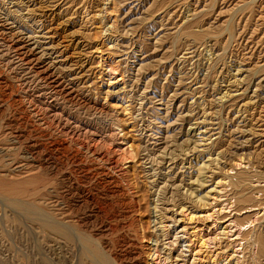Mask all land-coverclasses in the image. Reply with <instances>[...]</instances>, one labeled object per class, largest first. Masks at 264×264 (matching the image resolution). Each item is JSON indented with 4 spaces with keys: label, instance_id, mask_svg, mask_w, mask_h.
I'll use <instances>...</instances> for the list:
<instances>
[{
    "label": "rangeland",
    "instance_id": "1",
    "mask_svg": "<svg viewBox=\"0 0 264 264\" xmlns=\"http://www.w3.org/2000/svg\"><path fill=\"white\" fill-rule=\"evenodd\" d=\"M11 1L0 0V264H59V254L61 264H91L88 250L105 239L120 245L118 235L134 244L139 264H264L256 240L259 232L264 239V0ZM10 9L17 10L13 18ZM28 12L27 25L49 53L44 63L63 64L74 82L64 86L79 93L65 107L79 119V137L112 148L120 165L113 171L95 168L90 176L70 161L57 170L63 152L51 147L53 136L44 139L25 123L22 144L16 137L17 112L28 116L27 106L2 42ZM111 131L115 141L102 146ZM29 139L42 142L41 165L32 170L18 165ZM66 146L67 154L75 149ZM241 170L254 175L237 181ZM15 183L26 192L19 187L12 195ZM112 188L121 190L117 198ZM56 199L76 235L71 242L59 237L61 248L53 237ZM104 202L112 208L106 206L108 220ZM120 210L125 228L102 232Z\"/></svg>",
    "mask_w": 264,
    "mask_h": 264
},
{
    "label": "bare ground",
    "instance_id": "2",
    "mask_svg": "<svg viewBox=\"0 0 264 264\" xmlns=\"http://www.w3.org/2000/svg\"><path fill=\"white\" fill-rule=\"evenodd\" d=\"M13 1V0H12ZM11 1V2H12ZM15 1H18L19 3H23L24 0H15ZM33 1V0H32ZM54 1H58V0H54ZM64 1V0H62ZM71 1V0H70ZM69 1V3H70ZM17 2V3H18ZM30 2V1H28ZM53 2V0H52ZM73 1H71L72 3ZM66 3V2H65ZM86 3V2H85ZM111 4H115L114 0H111L110 1ZM68 4V3H67ZM18 5V4H17ZM70 4H68L69 6ZM84 5V4H83ZM50 6V5H49ZM114 7V6H113ZM24 8L27 9V6H25ZM101 9V8H100ZM106 9V8H105ZM17 10H13L11 11L10 9V14L13 17H15L16 15L15 12ZM28 11H30V9H28ZM109 12V11H108ZM17 13V12H16ZM34 13V12H33ZM30 12L27 13V16L26 15H22V16H19L17 20H13L16 24V28L17 31H13V33L11 34L10 38L9 39H4L3 42H2V45H5L6 47V51L7 53L9 52L11 56L10 57V62L12 63V65L14 66L13 68V79L14 81L16 82V86H17V89L16 91H18L17 93L19 94L18 98H22L24 100V103H26V106H27V114L28 116L30 117V119L28 118V116L24 113V112H17V123H18V131L16 133V137H18L20 143L22 144V138H24V132H23V126L25 123H29L28 126H30L33 130H39V133L36 134V135H42L41 137H44L46 135V138L44 137V139H47V136L49 137H52L53 139L51 140V147L55 148L56 151L58 152H63V155H62V158H59L58 156V160H54L55 163H53V167H55L57 170L61 168V166H63L64 164V161H70L71 162V166H76V167H79V168H84L87 170V172H89V175H93L95 176L96 174L98 175V171L97 169L95 170V168H103V170H106L109 171V170H112L117 168L118 166V160L115 159V157L111 156V153H112V148H108V149H103V150H99L97 149V146L96 144L95 145H91V144H88L85 140L81 139L79 137V134L77 133L78 131H76L80 125L79 124V119L76 120V117H74V115L72 114V112H67L65 107H66V103H77V98L76 99H73L74 96L78 97L79 93L76 92L75 90V87H73V85L71 84L70 86V90L69 89H66V85L64 86V83L67 84H70V83H73V80H69L68 77L69 75L65 73V67H63V64H58V63H55L52 61V58L49 60L50 62H48L47 64L44 63V57L46 56V54H49L48 52H46V49L43 48V44L39 43L38 39L35 38V33H36V28L34 27H30L27 25L28 22H26V20L28 19L29 22H31L30 17L29 16ZM31 15V14H30ZM26 16V17H25ZM33 18V17H32ZM34 20V19H33ZM114 21V19H112ZM34 23V22H33ZM30 24V23H29ZM113 24V22H112ZM194 24V23H193ZM36 27H38V25H36ZM113 27H116V24L112 26ZM188 27V26H187ZM191 27V26H190ZM114 29V28H113ZM116 29V28H115ZM109 30V29H108ZM187 32V31H186ZM192 32V33H191ZM189 31L188 33L189 34H192L196 39L197 38H204V36L206 34H204L203 32H199V33H193V31ZM184 33V32H183ZM203 33V34H202ZM210 33V32H209ZM181 36V35H180ZM117 38V37H116ZM112 39L113 41L111 42H116L114 44L115 45H119L117 43V39ZM1 39V38H0ZM33 46L31 47L30 45L27 44V42L29 40H33ZM108 39V38H107ZM111 39V38H110ZM108 39V40H110ZM37 48H42L40 50H37ZM55 55V54H54ZM10 63V64H11ZM52 64V65H51ZM146 64V63H145ZM11 65V66H12ZM52 66L54 67V71L52 72L51 71V68ZM71 67V66H70ZM51 71V72H50ZM10 72V71H9ZM77 87V86H76ZM66 90H69L68 92ZM74 90H75V93H74ZM20 99H17V100H20ZM21 101V100H20ZM19 102V101H18ZM22 102V101H21ZM61 104L62 106H59L58 104ZM80 105V104H79ZM83 106V105H82ZM85 107V106H84ZM76 108V107H75ZM23 109V108H22ZM71 109V108H69ZM83 109V108H82ZM26 110V109H25ZM72 111V110H71ZM156 113V112H155ZM64 117V120H65V123L64 125H61V127H59V125L57 124H63V123H60V121L63 120ZM57 122V123H56ZM152 122V121H151ZM78 123V124H77ZM35 124H38V126L36 127ZM74 127H73V125ZM89 124V123H88ZM55 125V127H54ZM26 126V125H25ZM58 126V130L56 131V133L54 132L55 128ZM27 127V126H26ZM82 127V126H81ZM25 128V127H24ZM29 129V128H28ZM90 129V128H89ZM25 130V129H24ZM31 130V129H30ZM68 130L70 132H68ZM85 130V129H84ZM32 131V130H31ZM30 131V132H31ZM33 132V131H32ZM87 132V131H86ZM5 133V132H4ZM71 135L69 136V140L67 139H64L63 135ZM94 130L93 131H88V135L91 136V134H93V136L96 134H94ZM27 134V133H26ZM78 134V135H76ZM109 135L108 136H104L102 137V139L99 141L100 143H102V146L106 143H113L116 139V134L115 132L111 131L110 133H108ZM39 135V136H40ZM90 136H89V139H90ZM92 136V137H93ZM100 136V135H99ZM68 137V136H67ZM82 137V136H81ZM84 137V136H83ZM91 137V138H92ZM36 138V137H35ZM99 138V137H98ZM39 139V138H38ZM95 139V137H94ZM49 140V139H48ZM47 140V141H48ZM65 140H67L65 142ZM93 140V138L91 139ZM96 140V139H95ZM26 142V141H25ZM41 142V141H40ZM39 142V143H40ZM44 142V141H43ZM37 140L35 139H29V141L27 143H25L23 146H20L19 147V155H20V162L18 165L22 166L23 168L25 169H28V170H32V169H35L37 168V164H39V162L36 160V157L38 156L39 157V150H38V145H40ZM42 143V142H41ZM66 144L69 146H74L75 149L72 150V153L69 152V154L66 153V150L68 151V149H66ZM41 146V145H40ZM44 146V145H42ZM101 146V144H100ZM116 146V145H115ZM130 146H132L130 144ZM50 148V146H49ZM73 148V147H72ZM130 148V147H129ZM46 150V149H45ZM50 151V149L48 150ZM85 160H88L89 159V163H92V162H96L98 163L97 165L100 166V167H97V166H93L92 164H89L88 161L86 162H83L84 159ZM38 162V163H36ZM69 162V163H70ZM68 163V164H69ZM88 163V164H86ZM264 163V162H263ZM41 165V164H39ZM91 165V166H89ZM37 166V167H36ZM120 166V165H119ZM118 166V167H119ZM51 167V168H53ZM75 167V168H76ZM74 168V167H72ZM63 169V168H62ZM50 170V169H49ZM52 171H54V169H52ZM56 171V170H55ZM54 171V172H55ZM85 171V170H84ZM102 171V170H101ZM100 171V172H101ZM35 172V171H34ZM51 172V171H50ZM23 173V172H22ZM21 173V174H22ZM53 173V172H52ZM111 173V172H110ZM25 174V173H24ZM55 174V173H54ZM102 174V173H101ZM248 172L246 171H242L241 172L239 171V173L237 172V174L235 175V177L238 179L237 181H239V178L244 176V175H247L248 176ZM62 175H64L62 173ZM67 175V174H65ZM111 175V174H110ZM250 175V174H249ZM254 175V174H253ZM252 174L250 176H253ZM257 175V173L255 174ZM2 176V175H1ZM26 176V175H25ZM128 176V175H127ZM246 176V177H247ZM27 177V176H26ZM64 177V176H63ZM67 177V176H66ZM12 178V177H11ZM28 178V177H27ZM37 178V177H35ZM70 178V177H69ZM123 178V177H122ZM128 179V177H126ZM235 178V180H236ZM244 178V177H243ZM29 179V178H28ZM234 179V178H233ZM242 179V178H241ZM240 179V180H241ZM1 180V179H0ZM27 180V179H25ZM31 180V179H30ZM35 180V179H33ZM97 182L99 184H103V180L102 178H97ZM110 180V179H109ZM125 180V179H124ZM40 181V180H38ZM56 180H54V183L53 184H56L55 183ZM128 181V180H127ZM11 182V181H10ZM27 182V181H25ZM110 182V181H109ZM18 183V182H17ZM20 183V182H19ZM18 183V184H19ZM22 183V182H21ZM35 183V182H34ZM115 183V182H114ZM118 183V182H117ZM131 183V182H130ZM8 184V183H7ZM10 184V183H9ZM38 184V183H37ZM116 184V183H115ZM234 184V182H233ZM16 185V183L14 184ZM11 186L8 188H6L5 190H9V191H13L14 194L12 195H15V192L18 193V191H21L23 192L22 189L27 190L25 188H23L22 186H19V185H22V184H19L18 186ZM29 185V184H27ZM104 185V184H103ZM232 185V184H231ZM5 187H8L6 186L5 184L3 185ZM25 186V185H24ZM42 186V185H41ZM51 186H53L51 184ZM56 186H58L56 184ZM239 186V185H238ZM22 187V189L20 190V188ZM31 187H35V186H31ZM3 188V187H2ZM43 188V187H42ZM51 188V187H50ZM58 188V187H57ZM231 189V188H230ZM5 190H4V193H5ZM36 190V189H35ZM44 190V189H43ZM52 190H53V187H52ZM52 190L50 189V191L52 192ZM261 190V189H260ZM259 190V191H260ZM263 190H264V186H263ZM1 191V190H0ZM7 191V192H9ZM49 191V190H48ZM121 190H119V188L115 189V188H112L111 191H110V195H111V198L112 197H116V196H119V192ZM165 191V190H164ZM11 192V193H13ZM26 192V191H25ZM24 192V193H25ZM28 192V191H27ZM10 193V192H9ZM16 193V195H17ZM20 193V192H19ZM23 193V194H24ZM54 193L56 194L57 192H55L54 190ZM52 193V194H54ZM227 193V192H226ZM261 193L262 190H261ZM8 194V193H7ZM21 194V193H20ZM29 194V193H28ZM39 194V193H38ZM37 194V195H38ZM42 194V193H41ZM54 194V195H55ZM59 194V193H57ZM61 194V193H60ZM59 194V195H60ZM241 195H243L242 193H240ZM10 194H8L9 196ZM43 195V194H42ZM58 195V196H59ZM89 195V194H88ZM29 196V195H28ZM261 196V195H260ZM106 197V196H105ZM238 197V196H237ZM243 197V196H242ZM248 197V196H247ZM53 198V196H52ZM64 198V197H62ZM117 198V197H116ZM235 198V197H234ZM241 198V197H240ZM54 199V198H53ZM60 199V198H59ZM92 199V198H91ZM115 199V198H114ZM113 199V201H114ZM171 199V198H169ZM168 199V200H169ZM247 198H245L246 200ZM20 200V199H19ZM61 200V199H60ZM59 200V201H60ZM108 200V199H106ZM172 200V199H171ZM174 200V199H173ZM235 200V199H234ZM233 200V201H234ZM239 200V199H238ZM237 199L235 200L236 202L238 201ZM243 200V199H242ZM104 201V200H103ZM118 201H121V199ZM163 201V200H162ZM17 202V201H16ZM107 202V201H105ZM104 202V204H105ZM123 202V201H121ZM165 202V201H164ZM163 202V203H164ZM67 203V202H66ZM103 203V202H102ZM114 203V202H113ZM121 204V203H120ZM174 204V203H173ZM256 204V203H255ZM58 202H57V199L55 201V205H54V209L55 212V219L53 220V225L55 227V229H53V234L55 237L54 239L56 240V245L58 244L57 247L61 248V241L58 239L59 237L60 238H63V239H68L70 242L71 241H74L75 237H73V231H74V228L69 224V221L68 219L70 218V215L67 213V210H63L61 209V207L58 206ZM102 205V204H101ZM112 205V204H111ZM122 205V204H121ZM165 205V204H164ZM66 206V205H65ZM110 207L109 204H105V207ZM113 206V205H112ZM124 206V204H123ZM104 207V205H103ZM107 207L104 208V209H101V211L104 210V215L106 214V217L104 218L105 220H108L106 219L107 217L109 218V214L108 213V210H107ZM71 208V207H70ZM69 208V209H70ZM99 208V207H97ZM111 208V207H110ZM117 208V207H116ZM129 208V207H128ZM242 208V207H241ZM68 209V210H69ZM115 209V208H114ZM99 210V209H98ZM97 210V212H98ZM112 210V208H111ZM124 210V209H123ZM54 211V210H53ZM73 211V210H72ZM122 211V210H120ZM120 211H114L112 214H111V217H114V221H116L115 225L113 224L114 227L111 226L113 220H111L112 222H110L111 224H109L110 226H107V225H103V229L101 230L102 232L104 233H110L111 230L115 231V230H118L120 231V228L124 229L125 228V225L124 223L122 222L123 219L125 218L126 215H124V212H120ZM70 212V210L68 211ZM73 213V212H72ZM102 214V213H101ZM126 214V213H125ZM72 215V214H71ZM99 215V214H98ZM103 215V216H104ZM72 217V216H71ZM132 217V216H131ZM77 218V217H76ZM75 218V219H76ZM44 218H42L43 220ZM72 219V218H70ZM74 219V217H73ZM103 219V218H102ZM133 219V218H132ZM41 221H39L40 223V226H44L45 224ZM46 220V219H45ZM242 219L240 218L239 219V223L243 224V222L241 221ZM75 221V220H74ZM235 221V220H234ZM46 222V221H45ZM48 222L50 223V221L48 220ZM73 222V221H71ZM103 222V221H102ZM105 222V221H104ZM50 223V224H52ZM126 223V222H125ZM88 224V223H87ZM90 224V223H89ZM102 224V223H100ZM127 224V223H126ZM130 224V223H128ZM231 224V223H230ZM52 226V225H51ZM75 226V225H74ZM85 226V225H84ZM83 226V228H80V230L83 229L87 232H89L87 229H85ZM116 226V227H115ZM87 227V226H86ZM127 227V226H126ZM90 228V227H89ZM92 228V227H91ZM78 229V228H77ZM76 230V229H75ZM81 231V232H82ZM93 231V230H92ZM112 231V232H113ZM123 231V230H122ZM232 231V230H231ZM132 232V231H131ZM97 233V232H96ZM103 233V234H104ZM240 233V232H239ZM76 234V232H75ZM85 234V233H84ZM90 234V233H89ZM111 234V233H110ZM258 234V235H257ZM257 249L258 250H263L264 249V239H263V234L261 235V233H257ZM87 235V234H86ZM125 235V234H124ZM235 235V234H234ZM238 234H236L237 236ZM255 235V237H256ZM50 236V235H49ZM82 237V235H79ZM85 235H83L84 237ZM96 236V235H94ZM103 236V235H102ZM101 236V237H102ZM111 236V235H109ZM114 236V235H113ZM126 236V235H125ZM241 236V235H240ZM89 237V236H88ZM88 237H85L87 239L90 240V238H92L93 236L91 235L90 238ZM98 237V236H97ZM96 237V239H97ZM128 237V236H127ZM133 237V236H132ZM239 237V236H237ZM78 238V237H77ZM80 238V237H79ZM106 238V236L104 237V239ZM108 238V236H107ZM111 238V237H110ZM109 238V239H110ZM113 238V237H112ZM87 239H86V242H85V245H87ZM103 239V238H102ZM114 239V238H113ZM239 239V238H238ZM253 239L255 240V238L253 237ZM252 239V240H253ZM112 240V239H111ZM111 240H102V241H99V243L101 244V246H98L100 247V249H95L94 246H91L93 247L95 250L94 251H91V250H88L91 252H93L94 254H91L92 257L90 256L89 257V261L91 264H139L135 261V250L133 249V246L134 244H131L130 242H128V239H126V237L122 236V235H118L117 236V242L118 244L120 245H110L109 242ZM79 241V240H78ZM93 242L95 240H92ZM98 241V239L96 240ZM96 241H95V244H96ZM82 243V241H80ZM91 243V241H88ZM113 242V241H111ZM116 242V243H117ZM241 242V241H240ZM255 242V241H253ZM63 243V242H62ZM87 243V244H86ZM98 243V242H97ZM98 243V244H99ZM84 244V243H82ZM114 244V243H113ZM80 245V244H79ZM97 245V244H96ZM240 245V243H239ZM63 246V245H62ZM72 246V245H71ZM90 246V245H88ZM56 247V248H57ZM82 248V247H81ZM135 248V247H134ZM79 249V248H78ZM60 250V249H59ZM83 250V249H82ZM257 250V251H258ZM75 252V251H74ZM85 252V251H84ZM59 253V252H58ZM64 253V252H63ZM80 253L82 254L83 256V253L81 252L80 250ZM87 253V252H85ZM84 253V254H85ZM89 254V253H87ZM85 254V255H87ZM84 255V256H85ZM90 255V254H89ZM83 256V258H84ZM58 262L59 264L62 263V258H61V255L59 254L58 257ZM82 258V257H81ZM72 260V259H71ZM80 261V260H79ZM85 262V261H84ZM89 263V262H88ZM65 264V262H64ZM80 264V263H79ZM87 264V263H86ZM141 264V263H140Z\"/></svg>",
    "mask_w": 264,
    "mask_h": 264
}]
</instances>
